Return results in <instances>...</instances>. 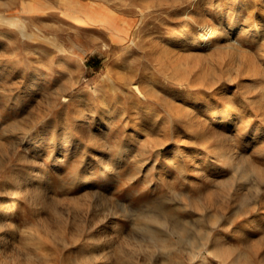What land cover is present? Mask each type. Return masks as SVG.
Returning a JSON list of instances; mask_svg holds the SVG:
<instances>
[{
	"label": "rangeland",
	"instance_id": "374dc122",
	"mask_svg": "<svg viewBox=\"0 0 264 264\" xmlns=\"http://www.w3.org/2000/svg\"><path fill=\"white\" fill-rule=\"evenodd\" d=\"M0 264H264V0H0Z\"/></svg>",
	"mask_w": 264,
	"mask_h": 264
},
{
	"label": "bare ground",
	"instance_id": "6f19581e",
	"mask_svg": "<svg viewBox=\"0 0 264 264\" xmlns=\"http://www.w3.org/2000/svg\"><path fill=\"white\" fill-rule=\"evenodd\" d=\"M236 6H237V4H235ZM238 7V6H237ZM234 8H235V6H234ZM230 12V10L229 9H225V8H220V9H218V11H217V13H218V16L219 17H223L225 14H227V13H229ZM235 18V17H234ZM237 20L238 19H234V22H233V24H232V26H231V29H230V32H229V30H224V31H220V32H218V31H216V29H215V26H213V25H211L210 23H204V24H202L201 25V28H202V30H203V39L207 42V43H210V42H212L213 40H214V37H216V39H217V41H218V43H219V41L221 40V39H223V40H225V39H228L229 37H230V33H237V31H239L238 30V27H237V25H236V23H237ZM80 24V23H79ZM185 24H187V22L185 23ZM183 25V28H182V33H183V37H182V40L183 41H188L191 37H192V34H191V32H188L187 31V29H188V27H187V25ZM110 25H111V27L113 28L112 30H115V31H123L124 30V28L125 27H118V26H116V25H114V23L111 21L110 22ZM232 37V36H231ZM193 40V45H192V48L193 49H196L197 48V46L200 44V42H201V39H199V38H195V39H192ZM190 41V40H189ZM225 43V42H224ZM228 44V46H229V43H227ZM226 44V45H227ZM233 44V43H232ZM128 46V45H127ZM231 46V45H230ZM235 46V45H234ZM237 47V46H236ZM230 48V47H229ZM234 49V48H233ZM235 50V49H234ZM134 88H136V89H138V91H140L142 94H143V96H145V97H147L148 95L146 94V93H144L143 91H142V88H140L137 84L135 85V87ZM135 89V90H136ZM81 98V97H80ZM162 100V99H161ZM109 103V102H108ZM107 107H109L110 108V104L107 106ZM105 108V107H104ZM108 110V109H107ZM225 109L224 108H222V110H220V111H216L213 115H212V119L213 120H216V121H218V122H224V121H226V120H228V119H230L231 118V114H232V112L230 111V109H227V112H225L224 111ZM186 111V110H185ZM181 112V111H180ZM194 113V112H193ZM85 115L82 113L81 115H79L78 116V122L76 123V125L77 126H80L81 124H83V122H84V120H86L85 119V117H84ZM152 117V116H151ZM87 118V117H86ZM199 118V117H198ZM194 119V118H193ZM137 121H136V129L137 128H140V124H141V121H142V119H136ZM196 122H197V120H196ZM85 123V122H84ZM197 124V123H196ZM141 129V128H140ZM72 134V133H71ZM150 140H153V139H150ZM199 156V155H198ZM227 156V155H226ZM197 158V157H196ZM231 158V157H230ZM199 162V161H198ZM194 164H197V163H194ZM106 167V166H105ZM36 175L37 174H35L34 175V177H36ZM33 177V178H34ZM33 182V181H32ZM13 205L14 204H12L11 205V209L13 208ZM10 208V207H9ZM252 227V226H251ZM204 262V261H203Z\"/></svg>",
	"mask_w": 264,
	"mask_h": 264
}]
</instances>
